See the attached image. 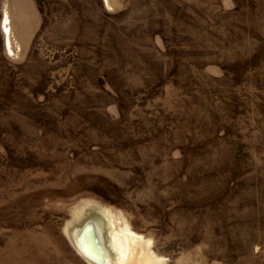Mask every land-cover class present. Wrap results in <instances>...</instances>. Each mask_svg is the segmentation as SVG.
<instances>
[{"label": "rangeland", "instance_id": "obj_1", "mask_svg": "<svg viewBox=\"0 0 264 264\" xmlns=\"http://www.w3.org/2000/svg\"><path fill=\"white\" fill-rule=\"evenodd\" d=\"M86 214L264 264V0H0V264H90Z\"/></svg>", "mask_w": 264, "mask_h": 264}, {"label": "bare ground", "instance_id": "obj_2", "mask_svg": "<svg viewBox=\"0 0 264 264\" xmlns=\"http://www.w3.org/2000/svg\"><path fill=\"white\" fill-rule=\"evenodd\" d=\"M8 19L6 18V23ZM7 26V25H6ZM6 31H9L8 26L6 27ZM10 40H8V44ZM91 213V212H90ZM93 214H86V218L83 222L73 228L71 232V238L78 252L90 263V264H135L139 263L140 258L143 260L144 264L150 263V253L146 252L143 249L142 252H138L134 254L135 248H131V244L136 243L139 237H135L129 231L125 233V239L129 243L126 246L119 244L115 240V244L113 246L111 240L114 242L112 231L107 230L104 225H101L98 216L93 217ZM107 230L106 237L110 240V250L105 247L104 244V236L103 229ZM95 236V238H93ZM131 243V244H130ZM113 246V247H112ZM134 249L133 251H131ZM131 251V252H130ZM111 256V257H110ZM113 258V259H111Z\"/></svg>", "mask_w": 264, "mask_h": 264}, {"label": "water", "instance_id": "obj_3", "mask_svg": "<svg viewBox=\"0 0 264 264\" xmlns=\"http://www.w3.org/2000/svg\"><path fill=\"white\" fill-rule=\"evenodd\" d=\"M93 238H95V236H93Z\"/></svg>", "mask_w": 264, "mask_h": 264}]
</instances>
